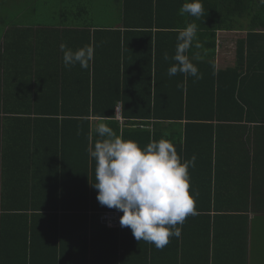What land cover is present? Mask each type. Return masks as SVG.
Here are the masks:
<instances>
[{"label":"trees","instance_id":"obj_1","mask_svg":"<svg viewBox=\"0 0 264 264\" xmlns=\"http://www.w3.org/2000/svg\"><path fill=\"white\" fill-rule=\"evenodd\" d=\"M49 1H20L12 17L35 11L39 17ZM56 1L54 7L68 8L66 16L85 13L83 29L61 31L39 25L38 35L47 37L54 50L38 66L36 82L22 84L0 75V112L16 124L12 131L4 130L10 143L5 140L0 178V264H162L153 258L161 252L175 253L176 262L163 264H222L216 241L222 236L235 246L241 243L240 218L257 212L253 204L260 198L253 188L248 197V175L241 183L245 167L237 175L222 174L216 152L213 155L217 150L213 127L245 117L244 81L264 71L258 65L264 60V0H202L199 19L180 15L185 0ZM49 8L45 7L51 12ZM93 8L106 15V23L93 22L92 13L97 15ZM16 9L21 12L15 15ZM193 21L202 48L193 47L187 55L193 57L202 78L180 73L169 77L178 30ZM7 30L6 41L22 43L19 31L10 35L12 30ZM218 30H244L248 39H237L235 66L224 70L216 69L214 60ZM38 40L34 44L39 47ZM61 43L73 50L92 44L95 53L89 68L79 64L66 68ZM165 52L168 60L163 58ZM197 52L198 61L193 56ZM99 122L142 148L164 138L182 160L196 157L195 166L189 168L195 214L178 225L180 236L171 237L163 249L137 241L128 227H107L99 221L101 211L115 210L101 206L91 186L95 161L90 162L87 148L97 138L94 128ZM227 187L247 194L236 198L238 193L226 191ZM257 219L259 215L254 223ZM193 224L207 247L200 263L193 258L198 250L193 246ZM210 243L212 258H208Z\"/></svg>","mask_w":264,"mask_h":264},{"label":"clouds","instance_id":"obj_2","mask_svg":"<svg viewBox=\"0 0 264 264\" xmlns=\"http://www.w3.org/2000/svg\"><path fill=\"white\" fill-rule=\"evenodd\" d=\"M203 12L202 0H185L179 9L180 15L188 14L196 19ZM197 31L194 21L178 30L171 57L174 63L167 72L169 77L180 73L197 80L202 78L193 57L187 55L193 47L202 48ZM60 49L66 68L79 64L87 69L94 60L92 44L73 50L61 43ZM193 56L197 61L201 58L199 52ZM163 58L169 59L167 52ZM94 135L97 138L87 153L90 162L95 161V182L91 186L97 191V201L101 206L122 212L119 225L130 228L137 241L163 249L171 237L180 236L178 225L195 214L196 199L189 191V168L195 166L196 157L182 160L173 143L164 138L152 140L142 148L104 122L95 126Z\"/></svg>","mask_w":264,"mask_h":264},{"label":"crops","instance_id":"obj_3","mask_svg":"<svg viewBox=\"0 0 264 264\" xmlns=\"http://www.w3.org/2000/svg\"><path fill=\"white\" fill-rule=\"evenodd\" d=\"M72 4L74 5V3ZM59 5H61V3H59ZM34 13L35 16H31L32 14L29 16H15L11 17L10 20L9 18H5L7 16L0 17V75H2L4 79L7 75L10 81L12 80V82L15 79L20 81L22 84H26L28 81L36 82L35 77H37L36 72L37 69H39L38 66L40 63L45 64V62H47L49 59L48 53L50 54V52L54 50V46L52 45L51 41L50 43L47 42V37H40L38 35L37 29L39 28V25H42V27L45 29L57 28L61 31H67V29L75 28L80 30L83 29L81 24L86 21L85 13L83 12L79 17L65 15L61 18H58L54 16H48V18H42L40 20H38L36 11ZM93 22L99 25L102 24L98 20L95 21V19H93ZM6 23L15 24L17 26H6ZM94 28L95 26L91 25L90 30L92 31ZM7 29L12 30L10 35H16V33L19 31V36H21L22 43L20 44L14 43V41H6L5 38L8 31ZM68 34H71V31ZM238 38H241L242 40L244 39L245 41L248 40L246 39V32L244 30L217 31L214 56L216 69L224 70L227 67L235 66L236 41ZM37 40L40 42L39 47L38 45L34 44L37 43ZM33 46H35L34 49H32ZM258 65L262 66L264 70V60L260 61ZM262 73H264V71L261 70L259 75L258 73L252 74V79L249 77V79L244 81L241 94L244 96V100H246V103L248 104V106L245 105V117H243L242 120L235 122H221L222 124L220 126H217L216 128L213 127L212 142L214 148L217 149L216 151H213V155L216 152V161H218L220 165L219 169L222 170V174L237 175V173H240V170L245 167L246 177H242L241 183L246 180L248 175V184L250 185L248 187V197H251L250 191L253 188L254 191L258 189V192H255L254 194L257 198H260V200L256 199L257 201L253 204L255 206L253 211L257 212H250L246 214L245 217L240 218L238 228L244 232L243 241L241 243L235 246L230 241L223 240L222 236L221 239L216 241V246L222 253L218 255H222L218 261L223 262L222 264H226L228 262H230V264H252V262H254L255 264L253 253L254 244L259 241L263 242L264 240V110L263 107H261L264 105V75L262 76ZM261 76L263 77V80L260 79ZM257 77L259 78L258 80L255 79ZM119 104L120 103H117V106ZM117 106L115 111H117ZM6 120L7 115L3 112H0V178L1 172L4 168L3 156L6 152L5 140L10 143L8 135L5 139L4 130L8 129L12 131L13 128L16 127L15 121ZM193 133L197 132L193 130ZM194 147L195 145L193 148ZM226 191H236V193H238L235 187H227ZM245 194L247 193L244 191L241 193V195L238 193L234 196L236 198L244 199ZM255 215H259L261 218L257 219L256 223H254ZM253 225L256 227L253 228ZM189 226L186 227V232L191 231ZM196 232L197 227L193 224V246H196L198 249L196 251L197 253L193 255V258H199L200 263L202 260H204V258H206L205 248L207 247H205V240L202 239L203 236L198 235ZM198 237H200V239ZM170 241H172V238ZM227 249H229V253ZM208 250V258H212L210 253V250H212V243H210ZM153 258L156 262H160L162 264L164 262H176L175 253L167 254L166 252H161L159 254L153 255Z\"/></svg>","mask_w":264,"mask_h":264},{"label":"rangeland","instance_id":"obj_4","mask_svg":"<svg viewBox=\"0 0 264 264\" xmlns=\"http://www.w3.org/2000/svg\"><path fill=\"white\" fill-rule=\"evenodd\" d=\"M2 1H3V4H2ZM19 2L20 1L18 0H0V15L7 16L5 18L6 19L9 18L10 20L11 17L14 15L11 12L12 10H15L14 6L16 5L19 6ZM56 2H57L56 0H51L47 2L46 6H51L52 8H49V9H51L52 11L51 12L46 11L45 9L46 6H44L42 8H43V11L45 12H43L41 16H39L38 18L42 19V18H48V16H62V17L65 16L67 14L65 9H68V8L67 7L65 8V6H60L59 7L60 9L58 7H54ZM19 12H21V10L16 9L15 15L18 14ZM92 12H97V15L95 13H92L93 19L101 21V22H105V23L107 22V19L105 18L106 15L103 14L100 10L93 8ZM31 14H32L31 16H35V13H31ZM258 221H261V220H258ZM253 253H254V259L256 263L264 264V242L259 241L255 243L253 247Z\"/></svg>","mask_w":264,"mask_h":264},{"label":"built area","instance_id":"obj_5","mask_svg":"<svg viewBox=\"0 0 264 264\" xmlns=\"http://www.w3.org/2000/svg\"><path fill=\"white\" fill-rule=\"evenodd\" d=\"M120 106L117 107V114L119 115ZM120 212L117 210H104L100 212L99 221L107 227H118L120 224Z\"/></svg>","mask_w":264,"mask_h":264}]
</instances>
